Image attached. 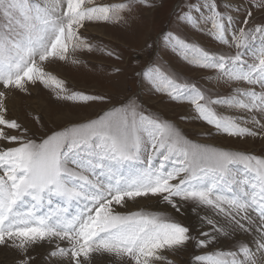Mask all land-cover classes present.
<instances>
[{
  "label": "snow or ice",
  "instance_id": "obj_1",
  "mask_svg": "<svg viewBox=\"0 0 264 264\" xmlns=\"http://www.w3.org/2000/svg\"><path fill=\"white\" fill-rule=\"evenodd\" d=\"M138 5L155 7L152 0L118 5L0 0V248L15 253L13 264H34L32 252L45 243L55 244L47 252L53 264H94L101 255L113 257L116 264H177L165 253L178 256L191 242L207 248L221 236L241 232L253 236L251 245L240 243L236 251L195 260L264 264V158L194 143L131 98L42 136L30 133L10 113V95H30L37 85L52 89L57 101H106L103 95L69 91L48 65L79 64L75 53L93 48L80 33L86 22L118 23ZM252 8L264 10V0H249L243 7L231 0H191L177 13L179 21L195 29L207 23L210 37L236 49L231 55L171 31L163 34L164 48L191 66L248 87L213 98L208 89L162 63L154 61L140 73L171 101L191 103L193 118L238 138L264 135V24L248 27ZM233 12H244V19L237 22ZM217 107L248 116L223 115ZM141 199L163 201L177 213L192 201L215 209L224 223L206 219L212 231L194 237L169 215L119 210Z\"/></svg>",
  "mask_w": 264,
  "mask_h": 264
},
{
  "label": "rangeland",
  "instance_id": "obj_2",
  "mask_svg": "<svg viewBox=\"0 0 264 264\" xmlns=\"http://www.w3.org/2000/svg\"><path fill=\"white\" fill-rule=\"evenodd\" d=\"M44 2V0H33ZM98 3L118 5L125 0H97ZM155 7L138 5L131 14H125V20L116 22H86L80 30L81 35L93 45L92 50L82 49L75 53L79 64L56 62L48 65L55 75L65 81L69 91H80L90 95H103L106 101L88 102L57 101L53 90L37 85L30 89L29 94L16 92L10 95L8 106L13 118H17L30 133L36 136L44 135L49 129H55L74 121H85L95 118L112 106H119L130 98L146 114L157 113L161 118L172 122L190 141L210 145L217 148L249 153L264 158V135L247 136L243 138L217 133L214 128L199 119L193 118L194 106L189 102H174L167 95L156 92L140 73L146 70L152 62L164 64L169 71L181 73L198 85L216 95H231L235 87L246 88L243 82L226 83L216 79V73L211 69L193 67L179 55L164 48L163 34L171 31L191 42H197L207 50L221 54H234L236 49L224 45L208 35V25L195 29L177 19L179 13L191 0H152ZM228 0H217L218 4ZM234 5L248 6L249 0H231ZM253 17L248 27L264 24V10L251 9ZM237 22L244 19V12L232 13ZM231 31V30H230ZM254 43L258 44L259 41ZM150 44L151 48L147 45ZM109 51L113 55H108ZM120 69L116 72L115 69ZM259 90V89H258ZM110 101V102H108ZM11 105V106H10ZM223 115L248 116L238 110L217 107ZM187 117V118H185ZM259 119V116H257ZM264 122V121H262ZM248 127H252L249 123ZM257 130V129H254ZM18 134V133H14ZM160 212L188 226L194 237L201 231L211 232L213 226L207 224L211 219L219 224L224 218L215 209L198 206L192 201L185 202L179 213L156 199H141L129 203L120 211ZM253 236L237 232L229 237H219L217 242L207 248H199L191 242L178 256L165 253L177 264H205L195 260L197 256H209L216 253L236 251L240 243L251 245ZM67 246V242H59ZM55 244L45 243L32 252L34 264H53L47 257V252ZM15 253L0 248V264H13ZM94 264H116L113 257L96 256Z\"/></svg>",
  "mask_w": 264,
  "mask_h": 264
},
{
  "label": "bare ground",
  "instance_id": "obj_3",
  "mask_svg": "<svg viewBox=\"0 0 264 264\" xmlns=\"http://www.w3.org/2000/svg\"><path fill=\"white\" fill-rule=\"evenodd\" d=\"M11 106V105H10Z\"/></svg>",
  "mask_w": 264,
  "mask_h": 264
}]
</instances>
